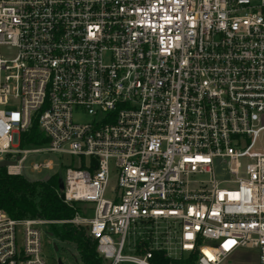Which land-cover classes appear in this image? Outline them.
<instances>
[{
    "label": "built area",
    "instance_id": "built-area-1",
    "mask_svg": "<svg viewBox=\"0 0 264 264\" xmlns=\"http://www.w3.org/2000/svg\"><path fill=\"white\" fill-rule=\"evenodd\" d=\"M30 152L76 213L0 209V264H49L53 223L104 264H264V0H0V161Z\"/></svg>",
    "mask_w": 264,
    "mask_h": 264
},
{
    "label": "trees",
    "instance_id": "trees-1",
    "mask_svg": "<svg viewBox=\"0 0 264 264\" xmlns=\"http://www.w3.org/2000/svg\"><path fill=\"white\" fill-rule=\"evenodd\" d=\"M46 141L47 138L34 129L27 135L24 144ZM60 174L56 173L46 180H29L22 174H9L6 168L0 169V209L15 219L72 218L76 209L68 206L60 195ZM49 232L60 240L74 243L83 264H104L97 253L96 240L92 239L83 227L71 223H53ZM152 261L155 264H194L193 257L174 259L166 256L163 251H155Z\"/></svg>",
    "mask_w": 264,
    "mask_h": 264
},
{
    "label": "rangeland",
    "instance_id": "rangeland-1",
    "mask_svg": "<svg viewBox=\"0 0 264 264\" xmlns=\"http://www.w3.org/2000/svg\"><path fill=\"white\" fill-rule=\"evenodd\" d=\"M49 160L53 162V167L51 169L49 168H43L41 170L31 169L32 163L34 162L42 163ZM61 162L63 161H61L59 156L55 153L30 152L27 154L26 160L23 163L22 175L29 180H46L47 178H49L50 176L56 173H62V174L64 173L65 168H63ZM217 171L221 173V175L228 176L227 166L225 165L219 163L217 166ZM43 228L46 231L44 232L43 235V254L46 257V260L49 264H58L57 261L58 257L62 258L64 264H83L74 243L60 240L56 236L49 234L48 232L50 226H43ZM54 243L58 245L59 247L58 250L54 248ZM239 259L245 262L247 261V263L245 264H255L254 262L255 258L251 254H244L242 256H239ZM248 261L251 263H248ZM121 264H130V263H121Z\"/></svg>",
    "mask_w": 264,
    "mask_h": 264
},
{
    "label": "water",
    "instance_id": "water-1",
    "mask_svg": "<svg viewBox=\"0 0 264 264\" xmlns=\"http://www.w3.org/2000/svg\"><path fill=\"white\" fill-rule=\"evenodd\" d=\"M19 158L20 157L18 156L17 159H19ZM14 164H16L15 160H2V161H0V169L6 168L7 166L14 165ZM63 188H64L63 177H62V174H60V176H59V191H62ZM54 248L56 250L59 249V247L56 243H54ZM57 261H58V264H64L61 257H58Z\"/></svg>",
    "mask_w": 264,
    "mask_h": 264
}]
</instances>
